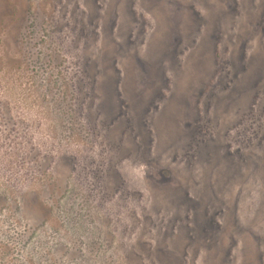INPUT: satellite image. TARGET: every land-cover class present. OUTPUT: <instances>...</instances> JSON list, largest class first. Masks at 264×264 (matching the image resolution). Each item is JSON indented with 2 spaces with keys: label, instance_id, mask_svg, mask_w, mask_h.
<instances>
[{
  "label": "rangeland",
  "instance_id": "rangeland-1",
  "mask_svg": "<svg viewBox=\"0 0 264 264\" xmlns=\"http://www.w3.org/2000/svg\"><path fill=\"white\" fill-rule=\"evenodd\" d=\"M0 264H264V0H0Z\"/></svg>",
  "mask_w": 264,
  "mask_h": 264
}]
</instances>
